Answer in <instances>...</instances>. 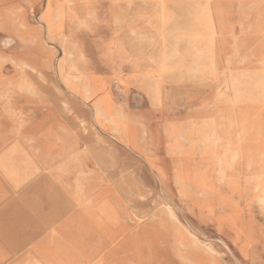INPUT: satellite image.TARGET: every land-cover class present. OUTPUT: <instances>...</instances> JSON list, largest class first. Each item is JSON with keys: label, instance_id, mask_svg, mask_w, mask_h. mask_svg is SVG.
<instances>
[{"label": "rangeland", "instance_id": "obj_1", "mask_svg": "<svg viewBox=\"0 0 264 264\" xmlns=\"http://www.w3.org/2000/svg\"><path fill=\"white\" fill-rule=\"evenodd\" d=\"M43 3L0 0V264H264V0H83L66 50Z\"/></svg>", "mask_w": 264, "mask_h": 264}, {"label": "crops", "instance_id": "obj_2", "mask_svg": "<svg viewBox=\"0 0 264 264\" xmlns=\"http://www.w3.org/2000/svg\"><path fill=\"white\" fill-rule=\"evenodd\" d=\"M42 1H44V3L39 17V26L43 33V40L47 44V46L55 50H66L68 47H70V43H78V34L84 31L86 23L85 16L87 12H85L86 10L82 7L83 0ZM17 32L20 33V29H17ZM73 33H75V36L77 38L76 40L73 38L74 35L70 36V34ZM76 46L78 47L77 44ZM65 54L66 53H64V56L62 55L60 57L61 66H63V63L66 60ZM84 76L85 75L83 73H77L69 77L71 79L70 81H72L75 85V90L77 88V91H80L71 93H74L77 96L80 95L84 100H88L94 96L97 86L96 83H94L95 80H91L89 79V77ZM75 78L77 79L75 80ZM83 78H85V80H83ZM84 82L90 85V90L93 91L91 92V94H89L90 96L87 99L82 92ZM65 86L69 90L74 91V89H71L66 83ZM98 105L106 107L105 101L98 102ZM49 188L47 189V193L41 194L40 192H38V196H36V199L39 200V215L45 218L53 217L54 219H60L62 213L67 211V208L63 207L64 202L62 200L64 198H62L61 195H58V193H54L52 190L49 191ZM42 197H44L43 201H41ZM44 239L48 241L64 240V236L62 235V233H51L44 236ZM42 264H49V262L45 260Z\"/></svg>", "mask_w": 264, "mask_h": 264}, {"label": "bare ground", "instance_id": "obj_3", "mask_svg": "<svg viewBox=\"0 0 264 264\" xmlns=\"http://www.w3.org/2000/svg\"><path fill=\"white\" fill-rule=\"evenodd\" d=\"M115 23H120L119 21L118 22H115ZM25 89L27 90V91H32L33 90V87L30 85V84H26V87H25ZM88 92L87 91H85V96L87 97L88 96Z\"/></svg>", "mask_w": 264, "mask_h": 264}]
</instances>
